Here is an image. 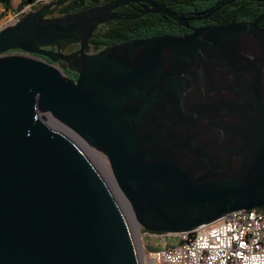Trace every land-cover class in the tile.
Masks as SVG:
<instances>
[{"label": "water", "instance_id": "1", "mask_svg": "<svg viewBox=\"0 0 264 264\" xmlns=\"http://www.w3.org/2000/svg\"><path fill=\"white\" fill-rule=\"evenodd\" d=\"M67 1L0 29V264H142L136 230L264 207V12L92 51L106 22L187 18L155 0L55 14Z\"/></svg>", "mask_w": 264, "mask_h": 264}, {"label": "trees", "instance_id": "2", "mask_svg": "<svg viewBox=\"0 0 264 264\" xmlns=\"http://www.w3.org/2000/svg\"><path fill=\"white\" fill-rule=\"evenodd\" d=\"M44 0H19L16 9L21 10L26 5L37 6ZM109 0H69L57 8L58 14L82 10L92 5ZM170 9L182 14L187 18L189 27H182L167 16L148 13L135 19L112 20L101 24L97 33L89 39L92 51L112 44L133 38H145L156 35H185L192 28L205 25H221L229 22H251L259 14L264 12V0H155ZM225 3V4H224ZM223 4V5H222ZM4 10L11 8V0H0ZM219 7L208 17L207 13ZM142 8L140 3H129L118 7L115 11L124 15H134ZM3 13L0 14V17ZM264 28V22L260 25ZM68 48H78V44L70 45ZM70 77L74 78L76 73L69 71L64 62L57 63ZM264 211V207L258 209ZM141 232L146 230L140 229ZM152 250L155 247H151Z\"/></svg>", "mask_w": 264, "mask_h": 264}, {"label": "built area", "instance_id": "3", "mask_svg": "<svg viewBox=\"0 0 264 264\" xmlns=\"http://www.w3.org/2000/svg\"><path fill=\"white\" fill-rule=\"evenodd\" d=\"M26 8L31 5L17 16ZM143 233L159 243L148 255L163 264H264V211L255 208L232 211L191 231Z\"/></svg>", "mask_w": 264, "mask_h": 264}, {"label": "rangeland", "instance_id": "4", "mask_svg": "<svg viewBox=\"0 0 264 264\" xmlns=\"http://www.w3.org/2000/svg\"><path fill=\"white\" fill-rule=\"evenodd\" d=\"M19 0H11V8L4 10V8L0 5V14H2V16L0 17V29L2 27H5L9 24H11L15 19L20 18L22 15L17 16V9L16 6L18 4ZM43 3H41L40 5H42ZM31 6V9H35L38 6ZM29 8V7H28ZM26 8L25 12H27L29 9ZM24 12V13H25ZM59 66V65H57ZM61 68V67H59ZM90 153L92 154L93 158L96 160V162L100 165V167L104 170V171H108L107 165H106V160L104 159V157H102L101 155H99L93 148L88 147ZM135 238L136 241L141 249V260H142V264H163L160 262H157L155 260H153L148 253L151 252V247H155L156 245H158L159 243H150L147 238L145 237V234L143 232H141V230H136L135 231ZM155 243V244H154Z\"/></svg>", "mask_w": 264, "mask_h": 264}, {"label": "flooded vegetation", "instance_id": "5", "mask_svg": "<svg viewBox=\"0 0 264 264\" xmlns=\"http://www.w3.org/2000/svg\"><path fill=\"white\" fill-rule=\"evenodd\" d=\"M55 14H58V13H57V10H56ZM68 47H69V46H68ZM68 47L65 49L64 52H69V51H72V50H75V49H76V48H68ZM8 53H25V52H23V51H21V50H18V49H15V50H9ZM28 54H29V53H28ZM29 55L34 56V57H37V58H41V59H46L45 57H43V56H41V55H35V54H29ZM59 62H63V61H58L57 63H59ZM57 65H58V64H57Z\"/></svg>", "mask_w": 264, "mask_h": 264}, {"label": "bare ground", "instance_id": "6", "mask_svg": "<svg viewBox=\"0 0 264 264\" xmlns=\"http://www.w3.org/2000/svg\"><path fill=\"white\" fill-rule=\"evenodd\" d=\"M135 232V231H134Z\"/></svg>", "mask_w": 264, "mask_h": 264}]
</instances>
